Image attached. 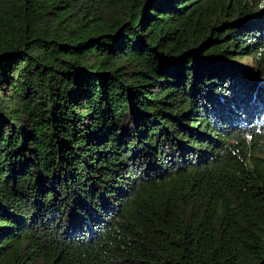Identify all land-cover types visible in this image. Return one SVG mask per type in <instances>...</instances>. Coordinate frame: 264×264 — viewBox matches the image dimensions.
<instances>
[{"label": "trees", "instance_id": "obj_1", "mask_svg": "<svg viewBox=\"0 0 264 264\" xmlns=\"http://www.w3.org/2000/svg\"><path fill=\"white\" fill-rule=\"evenodd\" d=\"M0 264H264V0H0Z\"/></svg>", "mask_w": 264, "mask_h": 264}]
</instances>
